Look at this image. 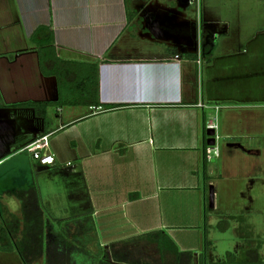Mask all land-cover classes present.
<instances>
[{"label": "crops", "instance_id": "obj_1", "mask_svg": "<svg viewBox=\"0 0 264 264\" xmlns=\"http://www.w3.org/2000/svg\"><path fill=\"white\" fill-rule=\"evenodd\" d=\"M190 1L0 0V166L21 155L15 180L0 172L10 222L22 218L19 196L31 191L50 240L90 218L101 246L126 243L200 218L214 170L205 160L207 119L229 151L261 155L264 22H243L253 13L241 10L218 22L221 37L194 44L192 7L202 13L209 2ZM50 49L74 63L75 80L62 89ZM86 73L97 78V106L81 104L77 75ZM46 103L43 117L24 106ZM41 136L53 165L26 150ZM180 192L195 196L166 198Z\"/></svg>", "mask_w": 264, "mask_h": 264}, {"label": "rangeland", "instance_id": "obj_2", "mask_svg": "<svg viewBox=\"0 0 264 264\" xmlns=\"http://www.w3.org/2000/svg\"><path fill=\"white\" fill-rule=\"evenodd\" d=\"M245 1H247L246 4ZM204 2L206 4L209 2V5L204 4V13H197L196 6L192 7L194 11L190 13L192 14L190 19L193 26L194 44L207 42L214 32L221 37L224 28L218 22L225 18L227 21L230 18H240L241 15L234 14H242L241 10L253 13L251 18L242 16L243 22L252 25L255 23V18L258 19V25L264 22V0H252V2L248 0H231V2L229 0H204ZM232 7L230 13L228 9ZM255 12L259 15H255ZM237 21L241 20H232V24ZM188 40L186 42L192 44V41ZM228 141H217L221 158L211 162V166L214 167L212 182L209 185L204 184L203 202L197 206L200 218L196 221H176V226L166 228L163 233L170 236L167 235L180 252L190 251L193 255L196 254V257L200 255L207 263L224 261L227 253H233L241 259L246 250L257 247L259 248L258 255L264 262V134L259 146L261 155L255 158L242 155L237 150L229 151L226 147ZM254 147L253 144L252 148ZM20 158L21 155L16 156L10 163L8 162L9 168L6 166L7 163L4 164L5 167L0 166V172L9 170L11 180H15L14 166ZM2 184L0 180V189L5 190L7 186ZM3 186L6 187L3 188ZM210 187L213 188V206H210L209 200ZM193 196L195 194L180 192L166 198L180 202ZM3 199L0 193V228L3 226L7 229L6 225L10 224V220L5 216L2 206ZM127 246L138 249L139 256L144 260L152 259L159 264L169 260V257L165 260L161 259L156 244L146 239L127 242ZM0 264L21 263L14 252H4L0 248Z\"/></svg>", "mask_w": 264, "mask_h": 264}, {"label": "trees", "instance_id": "obj_3", "mask_svg": "<svg viewBox=\"0 0 264 264\" xmlns=\"http://www.w3.org/2000/svg\"><path fill=\"white\" fill-rule=\"evenodd\" d=\"M42 32L43 29H39ZM39 32H36V36ZM48 44L52 45L53 40L50 34ZM52 48V47H50ZM50 56L53 58L50 75L57 78L59 89L66 80L74 82L71 77L73 62L61 61L55 56L53 49ZM74 75L76 76L75 72ZM79 87L83 85L84 94L81 104L97 106V78L91 74L77 75ZM62 91V90H61ZM47 103L43 109L37 104H24L34 110L37 116L45 115ZM115 106H111L114 108ZM21 193L22 218L18 221L9 222L6 228H0V248L4 252H14L21 264H159L149 259L144 260L139 256L138 249L127 246L126 243H112L101 246L94 234L93 222L90 218L80 221H73L63 225L60 231L53 234L52 239L46 237L45 231L50 227L44 224L42 212L38 204L32 201V194ZM136 239H146L150 243H155L160 253L161 259L169 260L161 264H264L258 255L259 248L249 249L244 252L243 258L236 257L233 253H227L225 260L221 262L207 263L202 256L195 257L192 252H180L172 240L164 233L151 232ZM208 244V242H206ZM203 258V259H202Z\"/></svg>", "mask_w": 264, "mask_h": 264}, {"label": "built area", "instance_id": "obj_4", "mask_svg": "<svg viewBox=\"0 0 264 264\" xmlns=\"http://www.w3.org/2000/svg\"><path fill=\"white\" fill-rule=\"evenodd\" d=\"M192 3V0L190 1ZM174 60H180L178 56L174 57ZM193 63L196 66L197 72L200 74L202 72V65L203 61L201 57L196 58ZM198 107L204 108L205 106L202 104H198ZM217 109V107H216ZM100 110V108H98ZM205 127L207 130H213L214 132L217 129L215 118L207 119L205 121ZM47 138L48 136H41L37 139H35L31 144H29L26 147V150H31V155L33 160H35L38 164L42 166H49L54 164V157L48 152V146H47ZM215 144L213 146H207L206 152H205V160L207 162H212L214 159L218 158L219 156V150L217 147V139L218 136L214 135ZM68 166L70 164H67Z\"/></svg>", "mask_w": 264, "mask_h": 264}, {"label": "water", "instance_id": "obj_5", "mask_svg": "<svg viewBox=\"0 0 264 264\" xmlns=\"http://www.w3.org/2000/svg\"><path fill=\"white\" fill-rule=\"evenodd\" d=\"M214 135H215V132L213 130H207L206 131V136H207L206 144H207V146H213L215 144ZM239 148H241V147H239ZM209 200H210V206H213V188L212 187H210V191H209ZM106 248H107V246H106ZM194 256L196 257V254Z\"/></svg>", "mask_w": 264, "mask_h": 264}]
</instances>
